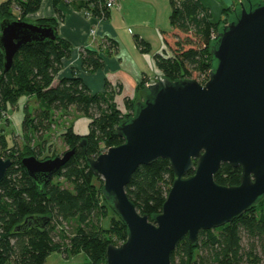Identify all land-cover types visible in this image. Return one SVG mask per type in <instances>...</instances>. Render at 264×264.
Instances as JSON below:
<instances>
[{
  "label": "trees",
  "instance_id": "1",
  "mask_svg": "<svg viewBox=\"0 0 264 264\" xmlns=\"http://www.w3.org/2000/svg\"><path fill=\"white\" fill-rule=\"evenodd\" d=\"M43 1L0 0V22L26 20L27 15L40 9ZM168 1L171 30L163 33L162 45L153 55L155 75L170 81L200 77L199 82L204 83L215 62L211 53L214 36L234 9H223V19L213 21L209 7L201 0ZM50 2L54 15L34 22L57 28L63 20L64 6L83 10L98 19L109 17L105 0ZM134 41L141 52L150 51V45L139 36H134ZM117 49V42L109 37L104 39L102 50L80 47L81 69L89 73L101 69L104 57L115 54ZM71 51V43L56 32L53 40L22 46L15 53L10 69L4 71L0 50V112H5L9 105L15 106L21 96L35 102L32 110L23 104L22 146L11 143L0 129V157L11 160L0 182V264H44L54 251L66 256L84 253L87 261L83 264H106L107 246L118 245L127 237L126 224L103 194V181L91 171L87 158L123 142L116 128L133 115L138 99L125 97L122 112L115 102L120 85L115 88L106 80L102 91L91 92L77 70L60 75L62 61ZM144 78L139 79L136 92L147 88ZM71 107L88 118V131L81 134L72 125L63 129L60 136L73 154L49 182L38 184L27 174L21 159L29 155L39 158L42 146L39 143L31 146L34 135L40 133L41 137L52 125L54 113ZM192 173L193 170L188 174ZM240 173V167L222 163L214 180L223 186L237 185ZM174 177L165 158L140 165L126 185L127 196L141 214L151 219L161 212ZM68 224H72L70 233ZM258 247L264 251V197L233 221L200 230L194 243L187 236L182 238L172 251L170 262L264 264L257 254Z\"/></svg>",
  "mask_w": 264,
  "mask_h": 264
},
{
  "label": "water",
  "instance_id": "2",
  "mask_svg": "<svg viewBox=\"0 0 264 264\" xmlns=\"http://www.w3.org/2000/svg\"><path fill=\"white\" fill-rule=\"evenodd\" d=\"M56 32L48 24L2 20L4 71L22 46L53 40ZM214 41L215 62L204 83L149 80L133 115L116 128L123 142L87 158L127 226L126 239L107 246L106 264H171L182 238L194 243L200 230L233 221L264 197V1L237 2ZM72 154L43 160L29 155L21 163L45 184ZM158 158L169 161L175 177L161 212L149 219L128 198L126 185L138 166ZM222 163L240 167L239 184L215 182ZM10 165L0 157V182Z\"/></svg>",
  "mask_w": 264,
  "mask_h": 264
},
{
  "label": "crops",
  "instance_id": "3",
  "mask_svg": "<svg viewBox=\"0 0 264 264\" xmlns=\"http://www.w3.org/2000/svg\"><path fill=\"white\" fill-rule=\"evenodd\" d=\"M209 7L212 20L222 19V9L229 0H201ZM50 8L43 15V5ZM63 20L57 27L58 34L68 40L72 51L68 58L63 59L60 75H69L71 69L77 70L91 92L104 89L107 80L113 86L122 85V93L118 97H133L139 79L153 75L156 71L153 55L162 45V35L170 26V5L168 0H120L109 9L108 19L87 16L82 10L70 6L61 7ZM231 12V11H230ZM229 12V14H230ZM36 15H54L50 0H44ZM95 29V35L90 30ZM134 36H139L150 45L148 53L136 47ZM113 38L118 44L117 54L104 57V66L94 72L81 69L80 47L104 49V39ZM122 101V99H120ZM119 100L116 99V104ZM120 109V108H119ZM121 110V109H120Z\"/></svg>",
  "mask_w": 264,
  "mask_h": 264
},
{
  "label": "rangeland",
  "instance_id": "4",
  "mask_svg": "<svg viewBox=\"0 0 264 264\" xmlns=\"http://www.w3.org/2000/svg\"><path fill=\"white\" fill-rule=\"evenodd\" d=\"M119 1L120 0H117L116 4H118ZM229 1L230 2H228V4H226V6H224L223 9H227L228 7H230L231 9H234L237 1L236 0H229ZM49 9L50 8L46 7V5L44 4L42 6L41 13L44 15L46 11ZM39 11L40 9L37 12ZM82 13H84L87 16L89 15L87 14V12L83 10H82ZM232 13L233 11L230 12V14ZM26 17H27L26 21L34 22L36 19L42 18L45 16L36 15V13H34V14H29ZM227 22H228V18L225 23ZM170 30L171 28L169 26L166 31H170ZM90 35L92 36L95 35V29L90 30ZM98 49L100 48L98 47ZM115 54H117V52ZM160 78L162 77L156 76L154 73L153 75L145 76L144 80L146 81L145 83L147 84L149 80L151 79L159 80ZM191 79H196L200 81V77H192ZM117 85H120L121 90H122V85L120 83H117L116 85L114 84V87L116 88ZM143 90L146 91V89H143ZM121 93L122 91L119 94L115 95V102H116V99H118L119 100V103H118L119 105H117L118 108H120L122 112H125V108L123 105V100L125 98L124 97L125 95L122 96V98L118 97V95H120ZM132 95H133L132 98L134 99V101L136 99H138L139 101L143 98L142 96H140L139 92H134ZM120 99H122V101ZM24 103L28 106L30 110H32L33 107L35 106V102L32 98L30 97L25 98L24 96H21L20 99L18 100V103L15 106L9 105L8 109L5 112H0V115H1L0 116V129L5 132V134L7 135L11 143L12 142L16 143L18 146H22L24 143V139L22 136V129H21V120H22L23 113H24L23 111ZM69 125H72L74 130L81 134L86 133L88 131V118L85 115L78 113L73 107L69 108L67 111L55 112L54 117H53V123L52 125L49 126V129L43 131L41 134L42 135L41 137H39L40 133L35 134L34 135L35 139L31 143L32 147H35L37 143L41 144L42 146V152L39 155L38 159H42V160L46 159L45 157L52 156V154L62 155L65 151H67V146L63 142L60 136V133L63 131V129H65ZM105 151L106 150H104L103 152ZM48 158H51V157H48ZM67 227H68L67 233H70L72 230V224H68ZM55 239H58V238L55 237ZM243 244L245 247H247L245 239L243 240ZM257 254L260 260L264 262V251L262 250L261 247L257 248ZM85 261H87V257L84 253H78L75 255L66 256L63 253L54 251V252H51L46 257L44 264H83Z\"/></svg>",
  "mask_w": 264,
  "mask_h": 264
},
{
  "label": "built area",
  "instance_id": "5",
  "mask_svg": "<svg viewBox=\"0 0 264 264\" xmlns=\"http://www.w3.org/2000/svg\"><path fill=\"white\" fill-rule=\"evenodd\" d=\"M117 0H105V7L111 9L115 6ZM88 14V13H87ZM148 86V83L146 84Z\"/></svg>",
  "mask_w": 264,
  "mask_h": 264
}]
</instances>
